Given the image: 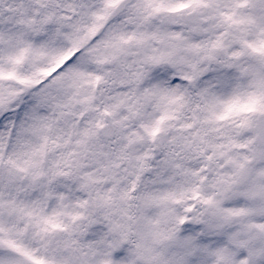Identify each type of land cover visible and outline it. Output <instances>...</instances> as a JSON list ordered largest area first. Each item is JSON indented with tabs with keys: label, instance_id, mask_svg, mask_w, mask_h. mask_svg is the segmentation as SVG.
Listing matches in <instances>:
<instances>
[{
	"label": "snow or ice",
	"instance_id": "1",
	"mask_svg": "<svg viewBox=\"0 0 264 264\" xmlns=\"http://www.w3.org/2000/svg\"><path fill=\"white\" fill-rule=\"evenodd\" d=\"M0 264H264V0H0Z\"/></svg>",
	"mask_w": 264,
	"mask_h": 264
}]
</instances>
